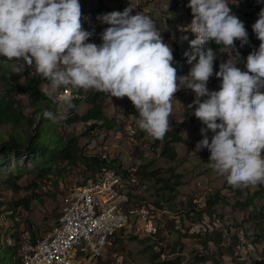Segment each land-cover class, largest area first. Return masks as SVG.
I'll return each instance as SVG.
<instances>
[{
	"label": "rangeland",
	"instance_id": "obj_1",
	"mask_svg": "<svg viewBox=\"0 0 264 264\" xmlns=\"http://www.w3.org/2000/svg\"><path fill=\"white\" fill-rule=\"evenodd\" d=\"M131 2L136 4V11L153 18L157 28L163 30L161 35L164 41L172 46L173 52L183 55L186 51H191L188 41L192 37L195 38L196 34L188 28L192 20L191 10L187 7L188 0ZM244 2L253 4H243ZM128 4L129 0H84L81 9L87 19L83 21V28L93 31L88 42L101 43L100 33L108 27L97 19L98 16L111 11H123ZM229 4L233 14L237 16L239 9L241 15L248 11L256 13L254 5L260 10L264 7V0H229ZM259 43L257 40V45ZM235 45L237 49L232 51V55L239 52L240 56L236 66L246 71L245 62L251 52V43L240 46L237 40ZM215 52L218 65L214 67V74L207 83L210 91L219 89L220 79L215 76V71L219 70L221 62L228 59V53L221 52L220 48ZM184 57L183 55L179 58V66L174 65L179 75L187 74L190 68ZM32 73L35 74L34 70ZM22 81L23 78L20 82ZM46 83L41 78L40 87ZM80 91L86 99L78 104L75 119L70 123L71 127L65 126L68 129L60 133L58 124L51 121L47 125L48 133L57 134L62 138L73 136L82 153H85L84 149L89 140L87 152L91 157L101 152V159L106 158L111 162L115 158L118 161L121 159L123 166L135 170L136 175L139 173L145 183L141 184L143 192H136L133 201L155 207V210L161 212L157 218H152L151 222L156 230H160L155 232L151 225L150 232H143L146 225V218L142 216L143 207H134L133 218H136V235L139 236L133 235L129 230L121 232L117 236L116 244L113 243L105 253V259L118 256L119 260H124V264H153L154 258L157 257L170 264H202L199 259L203 258L206 259L203 264H235V260L229 256L234 255L235 259L243 264H264V185L233 188L223 176L209 167L210 153L207 149V156L203 149L194 151L197 142L203 138L200 129L206 126L192 114L195 105L192 109L187 107L195 98L191 89L182 87L175 93L176 99L183 106L173 101L169 131H178L184 140L182 143L169 142L176 152L174 158L161 155L167 142L156 146L155 141L139 129L138 113L127 97H110L106 93L93 90ZM93 96L101 105L103 115L111 119L110 125L102 123L103 126L97 127L99 122H96L95 127L90 129L86 124H92L93 119L86 124L82 122L87 109L92 106ZM15 99L22 104L24 114L32 112V109L27 107L25 96ZM203 99L204 97L201 98ZM52 107L53 113H56L57 105L54 103ZM98 120L102 122V119ZM7 129L8 127L0 126L4 137ZM87 129H90L89 135ZM92 134L96 136L92 138ZM206 134L210 140L213 133L209 130ZM50 136H54V141L53 137H49L53 142L57 140L56 135ZM90 151L94 155H91ZM0 159V259L6 253L9 255H5L4 264L9 261L11 264H19L20 240L25 236L41 237L47 233L57 219L60 209L66 206V200L60 202L61 196L80 188L83 186L80 184H85L89 179L98 178V175L95 170H86L83 162L79 161L74 166L61 162L56 169L59 172L57 175L40 180L36 176L38 168L25 152H11ZM110 169L114 168L107 169L103 176L110 175ZM130 174L132 175V171H128L129 176ZM176 175L181 177L177 179ZM103 176L99 179H103ZM148 176H152L155 181L168 180L169 187L162 185L163 182L151 183L146 179ZM136 184H140L137 178ZM210 191L216 202L214 208L208 207L204 211L202 199L204 194ZM195 200L200 207L190 205V201ZM210 201L213 202V199ZM154 232L157 233L156 240L164 248L162 252L153 239H146L154 235ZM204 241L208 243V248L204 247ZM218 244L226 256H220Z\"/></svg>",
	"mask_w": 264,
	"mask_h": 264
},
{
	"label": "clouds",
	"instance_id": "obj_2",
	"mask_svg": "<svg viewBox=\"0 0 264 264\" xmlns=\"http://www.w3.org/2000/svg\"><path fill=\"white\" fill-rule=\"evenodd\" d=\"M81 5L79 0H0V57L13 62V72L34 68L47 82L40 90L57 111L45 110L43 117L54 123L67 119L80 103L74 105L80 97L73 90H93L127 97L138 113L139 129L152 140H163L173 101L179 102L175 93L191 89L195 98L187 107L195 105L192 114L206 126L194 151L207 149L209 167L233 188L264 185V7L254 5L256 14H243H253L251 27L260 43L247 55L242 71L236 66L239 52L232 51L237 40L240 46L249 43L248 32L229 0H188V28L196 35L189 42L191 51L184 53L190 68L179 75L163 30L150 15L136 11L131 0L123 11L97 17L108 25L99 44L88 42L93 31L83 28L87 17ZM240 12L237 15L243 16ZM210 42L228 53L215 71L219 89L211 91L207 83L214 74L216 52Z\"/></svg>",
	"mask_w": 264,
	"mask_h": 264
},
{
	"label": "trees",
	"instance_id": "obj_3",
	"mask_svg": "<svg viewBox=\"0 0 264 264\" xmlns=\"http://www.w3.org/2000/svg\"><path fill=\"white\" fill-rule=\"evenodd\" d=\"M237 17L244 23V26L247 29L248 40L251 43L250 50L253 51L259 46L257 45L258 39L256 38L255 33L252 31V27H251V25L253 24V14L250 12L243 16L237 15ZM192 39L195 38L192 37L191 39H189L188 43ZM209 47H211L215 52L221 46L215 44L214 42H210ZM183 55H180L178 52L175 51L173 52V56L176 61V64L174 65L179 66V58ZM184 59H186V57H184ZM11 63L13 62L8 61L3 57H0V126L8 127L5 133L6 137H4L0 132V158L3 155H8L11 152L15 154H18L19 152H25L26 156L29 159H31L32 162L35 164V166L38 168L36 176L37 179L40 180L48 179L50 178V176L57 175L59 172L56 171V169L59 168L61 162H66V165L68 166L70 165L74 166V164L78 163L79 161L83 162L84 163L83 167L86 170L96 171L98 178L95 177V179H99L100 177H102L105 171L109 167L114 168V164L122 163V162H116L115 160L113 163L109 164L108 162L105 161V160L109 161L108 159L101 160L98 157V155H96L95 157H88L85 153H82V150L79 147L76 138H74L73 136L62 138L57 134L48 133L47 125L51 123V120L43 117L42 113L45 110L54 112V109L52 107V104H54V102L48 99L40 90L41 78L35 75L34 73H32L33 71L31 70L32 68L26 67L20 73H15L9 67ZM217 65H218V58L216 57L214 61V67H216ZM21 78H23L22 82H20ZM76 93H81V91L79 90ZM21 96L26 97L27 107L32 109V112L30 114H24L22 109V104L17 99H15V97H21ZM91 99H92V106L87 109L86 113L84 114V118L85 119L91 118L93 120L102 119L103 123L110 125L112 123L111 119L103 115L102 107L100 104L96 102V97L93 96L91 97ZM73 103L74 105L77 104V99L76 100L74 99ZM37 116H39L40 118L37 119ZM82 122L89 123V121L87 122L86 120ZM57 124L59 126L60 133L66 131L67 128L64 125V120L57 122ZM86 125L90 126V124H86ZM49 134L56 135L57 140L53 142L54 136H50ZM143 134L146 133L143 132ZM49 137H53V141L50 140ZM154 141H155L154 144L156 146H158L161 142H167L165 148L161 152V155L165 158L171 156L172 158H174L176 156V152L170 146L169 142H178V143L184 142L182 136L178 133V131H175L174 129L168 131L163 140H154ZM203 153H205L206 156L208 155L207 150L205 149H203ZM109 162H111V160ZM119 168H122L121 164H119ZM124 175L129 176L128 171L126 173L124 172ZM136 177L140 184H145L144 181L139 176V173L136 175ZM175 177L178 179L181 176L176 175ZM146 179L151 183L163 182L164 184L162 185H164L165 187H169L168 180L162 181L161 179H157L155 181L152 176L150 177L148 176L146 177ZM204 199H205L204 211L208 207L214 208L215 205L214 202H216L215 201L216 199L212 191L208 193L206 192L204 194ZM211 199H213V202L210 201ZM191 202L192 201H190V205L192 207H197V206L200 207V205L196 203L197 202L196 200L193 201L192 203ZM134 204L135 205L140 204L142 206L144 205L137 201ZM144 206L150 207L149 205H144ZM151 208L154 214L161 213L160 210L159 211L157 209L155 210V207H151ZM157 230H160V228H157ZM156 234L157 233H155L152 236L150 235L146 239L149 240L153 239L154 242L158 244L160 248L159 251L162 252L164 251V248L156 240ZM133 235L139 236L136 234ZM35 238L36 237H32V239ZM20 241L21 242L19 244V248L22 243V239ZM117 241L118 238H116L114 245L116 244ZM203 245L205 248L209 247L206 241H204ZM218 246L220 248L219 244ZM19 248H18V253H19ZM219 251H221L220 256L223 257L227 255L224 253L223 249L220 248ZM5 255L6 253L2 255L0 259L2 263L0 264L5 263L4 262L6 260L5 257L6 256L8 257L9 254L6 256ZM229 256L235 260V264H243L238 262L235 259L234 255H229ZM19 260H20L19 264H22L20 257ZM199 260L203 264L206 259L201 258ZM8 264H11V261H9ZM153 264H170V263L166 260L161 261L160 259H157V257H155Z\"/></svg>",
	"mask_w": 264,
	"mask_h": 264
},
{
	"label": "built area",
	"instance_id": "obj_4",
	"mask_svg": "<svg viewBox=\"0 0 264 264\" xmlns=\"http://www.w3.org/2000/svg\"><path fill=\"white\" fill-rule=\"evenodd\" d=\"M79 2L82 4L83 0ZM75 114V108L69 111V126ZM95 136L92 134V138ZM84 183L88 191L76 190L61 196L60 202L71 200V208L60 209L47 233L35 239L29 236L22 239L26 243L22 259L27 264H124L118 256L105 259L104 255L121 232L129 230L136 234V218H132L134 207H143L142 216L146 218L143 232H150L152 218H157L158 214H154L151 207L135 205L136 201L129 199V192H143L141 184H136L135 170L132 176H125L123 164H114L110 175L103 179L94 177ZM101 194H108V201H101ZM202 200L205 202L204 197ZM74 252L86 253V261H75Z\"/></svg>",
	"mask_w": 264,
	"mask_h": 264
},
{
	"label": "bare ground",
	"instance_id": "obj_5",
	"mask_svg": "<svg viewBox=\"0 0 264 264\" xmlns=\"http://www.w3.org/2000/svg\"><path fill=\"white\" fill-rule=\"evenodd\" d=\"M79 1H81V0H79ZM250 7H252V6H250ZM241 11V10H240ZM241 13V12H240ZM254 13V12H253ZM34 70V69H33ZM74 92H73V95L74 96H79L80 97V99H86V96L84 95V94H82V93H78L79 95H77V93L75 92V90H73ZM78 100V99H77ZM83 100V101H84ZM91 120V119H90ZM87 122L89 121V120H86ZM93 123H92V125L91 126H89V128L91 129V128H93V127H95V125H96V122H101V121H99V120H91ZM84 123H86V122H84ZM102 123V122H101ZM101 123H99L98 125H97V127H99L100 125H101ZM64 125L65 126H67L68 125V118L66 119V120H64ZM86 127V126H85ZM89 129V130H90ZM88 135H89V132H88ZM90 138V137H89ZM88 144H89V140H88V143H87V145L85 146V149H84V152H85V154L88 156V157H91L89 154H88V152H87V146H88ZM94 155V153H91V155ZM100 154H102L101 152L100 153H95V156L96 155H98V157L101 159V155ZM94 156V157H95ZM113 156V155H112ZM114 157V156H113ZM106 159V158H105ZM116 159V158H115ZM115 159H113L112 160V162H109V161H107V160H105L106 162H108L109 164L110 163H113L114 161H115ZM102 160V159H101ZM109 168H113V167H109ZM108 168V169H109ZM127 171H132V170H129V169H127V168H125L124 167V172L126 173ZM101 178V177H100ZM137 178V177H136ZM80 185H83V186H81L80 188H78V189H73V190H70L68 193H67V195L71 192V191H76V190H78V191H88V185H87V183H85V184H80ZM136 194V192H129V199L130 200H133V198H134V195ZM101 201H108V194H101ZM197 201V200H196ZM65 204H66V206L64 207V209H70L71 208V200H66L65 201ZM134 215H135V211H132V218L134 217ZM151 225H152V223H151ZM153 226V225H152ZM153 228H154V230H155V226H153ZM155 232H156V230H155ZM154 232V233H155ZM137 235H139V234H137ZM153 235V234H152ZM118 236V235H117ZM25 237H23V239H24ZM24 250H26V243H24V241L22 240V243H21V245H20V248H19V257L21 258V261H22V264H27L26 263V261L25 260H23L22 258L24 257ZM74 260L75 261H86V253H82V252H74Z\"/></svg>",
	"mask_w": 264,
	"mask_h": 264
},
{
	"label": "crops",
	"instance_id": "obj_6",
	"mask_svg": "<svg viewBox=\"0 0 264 264\" xmlns=\"http://www.w3.org/2000/svg\"><path fill=\"white\" fill-rule=\"evenodd\" d=\"M86 1V0H85Z\"/></svg>",
	"mask_w": 264,
	"mask_h": 264
}]
</instances>
